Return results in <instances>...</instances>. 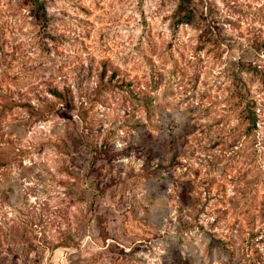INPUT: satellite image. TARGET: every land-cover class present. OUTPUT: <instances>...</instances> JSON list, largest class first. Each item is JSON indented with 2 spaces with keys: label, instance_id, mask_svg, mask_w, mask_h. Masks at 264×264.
<instances>
[{
  "label": "rangeland",
  "instance_id": "rangeland-1",
  "mask_svg": "<svg viewBox=\"0 0 264 264\" xmlns=\"http://www.w3.org/2000/svg\"><path fill=\"white\" fill-rule=\"evenodd\" d=\"M263 37L264 0H0V264H264Z\"/></svg>",
  "mask_w": 264,
  "mask_h": 264
},
{
  "label": "trees",
  "instance_id": "trees-1",
  "mask_svg": "<svg viewBox=\"0 0 264 264\" xmlns=\"http://www.w3.org/2000/svg\"><path fill=\"white\" fill-rule=\"evenodd\" d=\"M45 12V8L42 7V13ZM254 45L256 46V50L259 52L264 53V37L262 39L253 40ZM63 66L57 68L62 69ZM106 69H103L101 66L98 73L94 72V69L90 64H87L86 67H83L81 65L77 71H74V76L72 77L74 83L86 86L83 92H81L80 96L85 98L84 100H81L79 103L74 100V96L72 94V89L69 88V86L62 88V90H57L55 86H52V88H49V91L54 96L58 97L59 100L56 103L65 104L66 111H72L74 110L75 114L79 117V114L85 112V107L83 104L85 102H90L92 104V98L94 99L96 97V100L102 95H105L104 93H107V87L111 84V79L114 75L113 71H110V74L106 76L105 74ZM262 79V84L264 85V74ZM95 76L96 80L92 81L91 78ZM85 82V83H84ZM91 83V85H85V84ZM263 89L259 90L258 93H255L254 98H250L249 94L245 93L243 95V99L245 100V109L250 111L253 114H257L256 111H262L264 113V91ZM248 92V91H247ZM261 92L259 96H256ZM120 110H127L125 105L121 103V106L118 107ZM254 120V119H253ZM255 121H253L252 126H255ZM81 129H84V127H81ZM256 142V141H255ZM258 142V141H257ZM262 152V150H261ZM262 156H264V150L262 153Z\"/></svg>",
  "mask_w": 264,
  "mask_h": 264
}]
</instances>
